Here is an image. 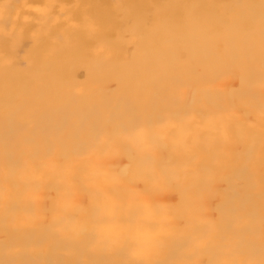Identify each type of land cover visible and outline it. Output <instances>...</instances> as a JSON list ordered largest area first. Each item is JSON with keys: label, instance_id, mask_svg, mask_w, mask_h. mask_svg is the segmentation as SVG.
Wrapping results in <instances>:
<instances>
[{"label": "bare ground", "instance_id": "bare-ground-1", "mask_svg": "<svg viewBox=\"0 0 264 264\" xmlns=\"http://www.w3.org/2000/svg\"><path fill=\"white\" fill-rule=\"evenodd\" d=\"M0 264H264V0H0Z\"/></svg>", "mask_w": 264, "mask_h": 264}, {"label": "clouds", "instance_id": "clouds-1", "mask_svg": "<svg viewBox=\"0 0 264 264\" xmlns=\"http://www.w3.org/2000/svg\"><path fill=\"white\" fill-rule=\"evenodd\" d=\"M139 135H143V133H139ZM148 215H152V212L149 211ZM160 231H163V224H161V229ZM156 235H158V233H151V232H147V231H138L136 233L135 239L138 240V242L141 244L142 248L141 250H145L146 247L152 243V241L155 239Z\"/></svg>", "mask_w": 264, "mask_h": 264}]
</instances>
